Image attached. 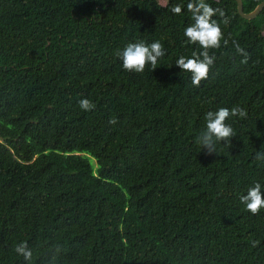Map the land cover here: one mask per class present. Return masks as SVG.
Instances as JSON below:
<instances>
[{
	"label": "trees",
	"instance_id": "1",
	"mask_svg": "<svg viewBox=\"0 0 264 264\" xmlns=\"http://www.w3.org/2000/svg\"><path fill=\"white\" fill-rule=\"evenodd\" d=\"M206 2L230 22L213 17L224 35L196 87L175 64L200 51L188 0H0V264H26L20 242L31 264L56 244L53 264H264V208L240 202L264 185V10ZM140 40L165 55L126 71L117 53ZM221 107L247 117L208 155L196 138Z\"/></svg>",
	"mask_w": 264,
	"mask_h": 264
},
{
	"label": "clouds",
	"instance_id": "2",
	"mask_svg": "<svg viewBox=\"0 0 264 264\" xmlns=\"http://www.w3.org/2000/svg\"><path fill=\"white\" fill-rule=\"evenodd\" d=\"M187 10L191 13L192 23L184 29L186 43L199 45L200 51H193L191 56L181 55L176 60V65L181 71L191 74V82L194 86L199 87L202 80H207L209 73L214 66L216 56L210 55V49H217L221 46L223 32L220 23L213 19L217 15L222 19L224 24L230 22L222 8H213L206 0H188ZM171 11L174 15L182 13L183 8L180 4L172 6ZM224 45H228V40H224ZM232 46L237 54L243 56L242 64H247L248 53L242 48L238 41L233 40ZM122 61V67L126 71L142 73L147 65L156 69L158 60L165 55L164 46L160 41L146 43L143 40L128 43L126 47L117 53ZM79 106L85 111H91L95 105L91 100L84 98L79 101ZM246 118L247 112L241 107H232L231 109L221 107L216 111H208L205 114V128L197 136L196 141L206 154L217 153V142L230 143L233 136L236 135L233 127L226 123L229 117ZM110 124H116V118H110ZM255 159L264 160V150L256 152ZM240 202L246 210L256 215L264 208V185L255 182L247 190V193L240 196ZM259 241H252V246H258ZM15 252L21 255L26 264H31L33 259V249L26 242H20L15 246ZM62 246L53 245L49 250L48 264H53L55 259L61 254Z\"/></svg>",
	"mask_w": 264,
	"mask_h": 264
},
{
	"label": "water",
	"instance_id": "3",
	"mask_svg": "<svg viewBox=\"0 0 264 264\" xmlns=\"http://www.w3.org/2000/svg\"><path fill=\"white\" fill-rule=\"evenodd\" d=\"M236 1L238 3V11H239L240 15L242 17H244V19H246V20H254L264 10V0L261 3H259L256 6V8L251 12H245L243 0H236Z\"/></svg>",
	"mask_w": 264,
	"mask_h": 264
}]
</instances>
